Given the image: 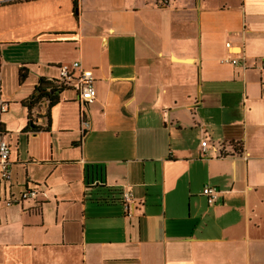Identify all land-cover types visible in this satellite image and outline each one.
I'll list each match as a JSON object with an SVG mask.
<instances>
[{
	"label": "crops",
	"instance_id": "crops-1",
	"mask_svg": "<svg viewBox=\"0 0 264 264\" xmlns=\"http://www.w3.org/2000/svg\"><path fill=\"white\" fill-rule=\"evenodd\" d=\"M262 59L264 0H0V264H264ZM76 62L96 100L68 88L24 132Z\"/></svg>",
	"mask_w": 264,
	"mask_h": 264
},
{
	"label": "built area",
	"instance_id": "built-area-1",
	"mask_svg": "<svg viewBox=\"0 0 264 264\" xmlns=\"http://www.w3.org/2000/svg\"><path fill=\"white\" fill-rule=\"evenodd\" d=\"M160 4L165 6L168 0H159ZM231 44H227V48H230ZM234 66L240 64L239 60H229L225 61ZM262 67L264 68V59L261 61ZM60 77L61 81L66 88H72L76 90L82 101L86 104L93 103L97 98V91L94 85L93 72L91 70L84 69L80 62H76L70 68L67 65L60 67ZM8 110V105L3 103L1 105V111L6 112ZM84 130H89L90 125L88 122H83ZM208 151V142L204 141L202 143L201 153L203 157H206ZM11 148L8 142L0 135V178L2 181L8 182L11 180V162H10ZM220 191L214 187H206L203 190V195L207 198L209 205H215L219 198ZM38 196V192L34 190H29L24 192L21 197L22 201L27 199H35Z\"/></svg>",
	"mask_w": 264,
	"mask_h": 264
},
{
	"label": "trees",
	"instance_id": "trees-1",
	"mask_svg": "<svg viewBox=\"0 0 264 264\" xmlns=\"http://www.w3.org/2000/svg\"><path fill=\"white\" fill-rule=\"evenodd\" d=\"M28 77V71L25 67L20 69L19 72V81L23 83ZM66 88L61 81L57 80H46L40 79L38 85L35 87L33 95L23 102V106L28 110V117L29 121L27 127L24 129V132H48L51 127V118H50V110L59 102L60 94L65 91ZM46 100L49 105L48 110V118H49V125L46 128H42L39 126L34 125V118H33V110L39 106V104ZM0 135L5 136V131L3 125H0Z\"/></svg>",
	"mask_w": 264,
	"mask_h": 264
},
{
	"label": "rangeland",
	"instance_id": "rangeland-1",
	"mask_svg": "<svg viewBox=\"0 0 264 264\" xmlns=\"http://www.w3.org/2000/svg\"><path fill=\"white\" fill-rule=\"evenodd\" d=\"M15 50H16V48H14V47H8V48H6V51L7 52H14ZM20 58H19V56H16V55H14V54L11 53V54H9V58L8 59H20ZM11 91H12L11 85L10 84H6L5 87H4V92L9 93ZM43 139H45V138H43ZM38 143L39 144H36L35 152H36V154H41V152H42V147H41L42 146L41 145L42 144V141L40 140ZM43 143L45 145V142H43ZM30 202H33V200H30Z\"/></svg>",
	"mask_w": 264,
	"mask_h": 264
}]
</instances>
